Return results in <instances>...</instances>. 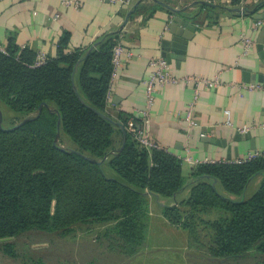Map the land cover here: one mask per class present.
I'll return each instance as SVG.
<instances>
[{"label": "trees", "instance_id": "obj_1", "mask_svg": "<svg viewBox=\"0 0 264 264\" xmlns=\"http://www.w3.org/2000/svg\"><path fill=\"white\" fill-rule=\"evenodd\" d=\"M115 43L109 35L70 51L63 36L57 55L38 67L32 52L11 42L0 50V244L31 231L103 224L113 248L135 258L147 247L153 197L170 201L158 203L163 217L194 244L200 230L208 234L212 258L264 264V154L198 164L185 177L181 159L141 147L125 129L130 117L107 108ZM37 114L15 129L3 126ZM5 251L13 256L12 246Z\"/></svg>", "mask_w": 264, "mask_h": 264}, {"label": "crops", "instance_id": "obj_2", "mask_svg": "<svg viewBox=\"0 0 264 264\" xmlns=\"http://www.w3.org/2000/svg\"><path fill=\"white\" fill-rule=\"evenodd\" d=\"M66 1L77 2L78 8L65 5ZM123 1L126 4L109 0H0V48L4 50L11 42L19 50L32 52L36 60L39 53L55 57L63 36H68L72 51L91 49L113 35L133 56L123 59L111 81L107 108L114 115L140 120L146 81L152 72L149 61L163 59L161 41L171 38L176 19L185 20L195 31L184 60L169 63L172 74L211 80L219 76L221 83L200 90L191 122L186 114L194 102L193 84L157 87L143 129L161 149L181 159L185 177L195 166L185 161L187 157L198 162H234L253 152L264 154V89H248L250 85L264 87L259 81V76H264V61L257 48L264 19L254 18L264 14V6L259 7L264 0ZM258 22H262L261 27ZM243 35L254 42L248 51ZM243 126L251 127L250 131L240 133ZM246 134L250 136L244 138ZM118 139L116 133L114 140ZM106 173L115 176L111 169ZM187 195L188 191L181 198ZM148 201L150 228L154 220L164 227L178 228L163 217L157 205L170 201L153 197Z\"/></svg>", "mask_w": 264, "mask_h": 264}, {"label": "rangeland", "instance_id": "obj_3", "mask_svg": "<svg viewBox=\"0 0 264 264\" xmlns=\"http://www.w3.org/2000/svg\"><path fill=\"white\" fill-rule=\"evenodd\" d=\"M7 111L3 108L6 117ZM20 120L6 118L3 126L11 127ZM61 143L69 147L71 141L63 136ZM104 168L108 171L107 166ZM152 223L156 226L150 228L148 222L147 247L135 258L125 257L113 248L114 238L108 231L109 225L92 224L75 226L68 233L31 231L4 240L0 244V264H37L39 261L44 264H229L223 259L212 258L208 250L209 237L204 230L198 232L199 245L189 240L188 232L180 227H164L155 220ZM7 246H12L13 256L6 254ZM252 261L231 264H257Z\"/></svg>", "mask_w": 264, "mask_h": 264}, {"label": "built area", "instance_id": "obj_4", "mask_svg": "<svg viewBox=\"0 0 264 264\" xmlns=\"http://www.w3.org/2000/svg\"><path fill=\"white\" fill-rule=\"evenodd\" d=\"M12 1V0H8ZM111 3H120V4H126V1L123 0H109ZM65 5H73L74 8H78L77 2H71L66 1L64 2ZM258 27L262 26V22L257 23ZM242 42L245 51H248L253 45L254 42L247 38L246 36H242ZM2 52H4L3 49L0 48ZM133 54L130 51L125 50L123 45L120 42H116L115 45L112 48V65H113V72H112V78L111 81L115 78L116 73L118 69L121 66V63L124 58H131ZM47 60V57L44 53H39L36 57V60L33 64L34 67L41 66L45 64ZM149 65L152 68V72L148 76V79L146 81V102L144 108L139 112L140 114V120H138L135 116H131L127 123H126V131L130 133L133 137V139L141 146L146 148L147 150H161L160 146H158L156 143H154L147 132L143 129V123L147 122L150 116V112L154 103V93L155 89L159 86H164L167 84H178V83H192L194 86V102L189 106V110L186 114V120L188 122H191L194 115L195 110V101L200 93V90H210L212 88H215L220 85L221 81L219 79V76L215 77L213 80L211 79H205L200 78L197 76H185L182 78L176 77L172 74L169 63L165 59L159 58V59H151L149 61ZM248 89H264V87L260 85H250ZM110 97V94L108 92L107 94V100ZM226 116H229V112H225ZM228 125H230V122H227ZM251 127L243 126L242 128H239L238 131L240 133H247L249 132ZM204 136V135H202ZM263 155L262 153L253 152L250 153L247 157L236 160L233 163H243L252 159L257 158L258 156ZM185 161L193 164H215V163H226V161H204V162H198V161H192L190 158H185Z\"/></svg>", "mask_w": 264, "mask_h": 264}, {"label": "water", "instance_id": "obj_5", "mask_svg": "<svg viewBox=\"0 0 264 264\" xmlns=\"http://www.w3.org/2000/svg\"><path fill=\"white\" fill-rule=\"evenodd\" d=\"M254 18L257 20H263L264 14L256 15ZM126 22L127 20L125 21L124 25L126 24ZM194 31H195V27L189 25L188 22H186L185 20L176 19L170 29L171 38L169 40L161 41V52L163 59H165L168 63H170L172 59L183 61L187 52V44L189 41H191L194 35ZM257 48L260 52L261 59L264 61V27L261 29V32L259 34V38L257 40ZM259 81L264 82L263 75L259 76ZM39 114H37V116L35 117L24 118L14 127L8 130L15 129L17 127H20L26 122L36 119L39 116ZM1 123L2 122L0 119V127L2 128ZM249 136L250 134H246L243 137L248 138ZM241 138L242 136L240 137L236 136V139L238 140H240ZM55 144H57V140L55 141ZM72 153H77V152L72 151Z\"/></svg>", "mask_w": 264, "mask_h": 264}]
</instances>
